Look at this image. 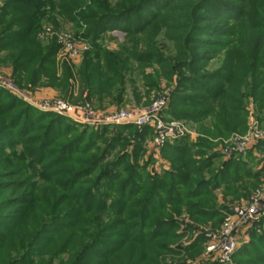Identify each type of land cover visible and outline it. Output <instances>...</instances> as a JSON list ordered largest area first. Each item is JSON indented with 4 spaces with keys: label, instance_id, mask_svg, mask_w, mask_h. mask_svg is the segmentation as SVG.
Segmentation results:
<instances>
[{
    "label": "rangeland",
    "instance_id": "1",
    "mask_svg": "<svg viewBox=\"0 0 264 264\" xmlns=\"http://www.w3.org/2000/svg\"><path fill=\"white\" fill-rule=\"evenodd\" d=\"M232 1L0 0L2 78L39 101L99 110L167 98L175 123L156 147L145 127L77 122L0 82V264H264V216L230 261L213 248L224 219L264 185V156H253L264 145V56L251 41L264 0ZM103 7L128 10L131 33L93 36ZM60 33L86 47L79 57ZM99 51L114 67L92 76L85 57ZM251 125L259 137L228 153ZM232 162L236 181L225 176Z\"/></svg>",
    "mask_w": 264,
    "mask_h": 264
},
{
    "label": "built area",
    "instance_id": "2",
    "mask_svg": "<svg viewBox=\"0 0 264 264\" xmlns=\"http://www.w3.org/2000/svg\"><path fill=\"white\" fill-rule=\"evenodd\" d=\"M50 28L44 34H55ZM65 49L70 56L79 57L86 49L79 46L67 34H58ZM0 82L12 90L16 95L24 98L32 105L42 110L52 111L58 115H64L77 122L92 123L95 125L107 124H134L139 127L150 126L153 129L152 141L156 147L163 146L175 135V123L166 122L163 112L168 107V99L160 98L145 108H114L110 110H99L94 108L89 102L73 103L66 99L54 98L39 101L20 90L12 82H8L0 75ZM260 131L251 125L250 131L241 141L233 147L226 149L230 154L241 153L259 137ZM264 216V185L260 186L254 194L244 203L234 207L232 212L224 219L221 234L219 235L217 247L224 262L231 260L235 250L239 245L241 232L251 227L260 217Z\"/></svg>",
    "mask_w": 264,
    "mask_h": 264
},
{
    "label": "trees",
    "instance_id": "3",
    "mask_svg": "<svg viewBox=\"0 0 264 264\" xmlns=\"http://www.w3.org/2000/svg\"><path fill=\"white\" fill-rule=\"evenodd\" d=\"M147 1L148 0H139L138 7L137 8L141 9L142 8V5L145 2H147ZM230 1L233 2L232 0H230ZM239 1H241L243 3H245V2L247 3L246 0H239ZM257 6L261 10L260 11L261 20L258 21V23L255 24L256 25L255 28L261 29L263 31L260 34H258L256 36V38L253 37L251 39V41H252V45L254 46V48L257 49V51H259V55L260 56H264V55H261L260 54L262 50L260 51L259 47L255 44V41L257 42V41H260V40H264V3L262 5H257ZM101 10H102L101 14H98L95 17V23L93 25L94 28H95V29L93 28L95 32L93 30L91 32L93 34V36L98 37V35L100 33L97 32V30H99V31L100 30L107 31L109 29L108 27H111V26L112 27L113 26H116V27L118 26V28L120 27V29L125 30L127 33H131L132 28L130 27V25H129L130 22L127 19V16L129 14V11L128 10L127 11H125V10H122V11H114V10L109 9V8H106V7H103ZM129 10H133V9L130 8ZM243 15L244 14L242 13V16ZM101 55L102 56L104 55L105 57L101 58ZM108 55H109V52L105 51V52H102L101 54H97L96 57H89L90 55L88 57H85L87 59H85V65H84L85 67H84V69L86 71H88V69H90L89 67L92 65L94 72L93 73H89V74H91L92 76H96V75L100 76V74L103 71L108 70V68L114 67V65L112 63V58H111V61H108V59H107L108 58ZM93 58L94 59L97 58L96 59V62H97L96 64H94V59ZM100 60H102L105 63V66L99 64V61ZM91 75L86 76V78H85V80L87 81V84L89 85V87H90L91 80L93 79V77H91ZM89 78H92V79H89ZM170 106H171V102L168 104L167 109L163 112V118L166 121H168V120L171 119L170 116H169V113H168L169 112V109H170ZM145 128H146V132L148 133V135L149 136H153V134H154L153 133V129L150 126H145ZM233 163L234 162H232V164H230L229 169L225 170V176L228 177V178H231L232 176H234L235 181H236V180H238V178H236V175L239 172L235 168L230 170V167L233 165ZM184 166H186V165H182L181 168L184 169ZM223 177H222V180H223ZM219 178H221V175H217V179H219ZM226 188H228V185H227ZM199 189H201V187H198L196 189V191H198ZM226 191H229V190L227 189ZM148 201L149 200H147L146 203H145V209L148 207V205L150 203L149 202L147 204Z\"/></svg>",
    "mask_w": 264,
    "mask_h": 264
},
{
    "label": "crops",
    "instance_id": "4",
    "mask_svg": "<svg viewBox=\"0 0 264 264\" xmlns=\"http://www.w3.org/2000/svg\"><path fill=\"white\" fill-rule=\"evenodd\" d=\"M260 148H261V150L259 151V149L258 150H256V151H254L253 152V156H254V158L256 157V156H258V157H256V158H259L260 156H264V145H262V146H260ZM259 154V155H258ZM253 158V159H254ZM264 158V157H263ZM252 160V159H251ZM253 161V160H252ZM253 163L254 162H251V165H253ZM252 181V180H251Z\"/></svg>",
    "mask_w": 264,
    "mask_h": 264
}]
</instances>
